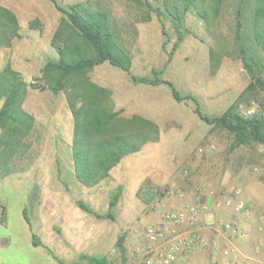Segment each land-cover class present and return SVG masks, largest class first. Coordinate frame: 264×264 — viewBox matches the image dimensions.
Masks as SVG:
<instances>
[{"label":"rangeland","instance_id":"374dc122","mask_svg":"<svg viewBox=\"0 0 264 264\" xmlns=\"http://www.w3.org/2000/svg\"><path fill=\"white\" fill-rule=\"evenodd\" d=\"M0 1L15 2L20 6L36 4V0ZM56 1L60 6L68 7L86 0ZM149 1L153 7L160 8V15L148 6L129 0H93L111 11L119 40L131 54V72L134 75L154 78L158 71V76L171 81L180 93L196 96L203 113L211 116L222 113L250 81L234 43L238 0H224L220 15L210 18L209 24L196 9L189 8L184 15L181 41H178L173 20L165 9V0ZM250 11V7L243 11L247 19ZM60 13L61 19L64 14ZM147 14H150V19L144 20ZM245 30L249 32V28ZM176 41L178 44L175 46ZM212 48L219 57L215 69L210 60ZM118 72L126 74L106 61L93 67L89 75L93 81L110 86L112 81L121 79ZM39 74L40 70L37 73L33 70L23 77L37 85ZM130 80V101L127 98L120 100L123 108L118 110L111 98L113 108L121 116H130L152 100H160V106H148L155 115L161 113L159 139L124 156L106 177L95 184L94 192L87 188V193H83L78 191L83 183L77 179L73 166L57 158L67 149L68 142L73 141L72 124L68 126L63 119L57 128L56 120H50V116L45 121L46 115L41 107L31 136L30 157L18 163V167L24 166L22 178H16L14 172L0 177V194L2 192L8 197V219L23 222L20 211L25 201L24 194L7 193L11 186L68 185L76 203L78 200L90 203L88 205L93 210L106 215L109 200L121 185V195L111 210L113 217L102 218L112 219L113 229H118V237L124 235L125 264H145L144 228L149 224L161 225L166 212L184 208L200 197L208 204V210L195 224H188L185 229H199L206 244L197 245L187 260L174 264H264V144L232 147V137L227 131L211 130L210 125L194 112V103L175 100L167 84L156 86L135 82L131 77ZM259 100H264V92L258 100L252 101ZM31 103L41 106L56 103L57 116L65 118L59 96L51 90L31 97ZM249 105H241V113ZM52 153H57V159H51ZM30 169L34 172H26ZM232 188L240 190L238 201L242 202L244 210H248V213L243 211L239 214L238 219L247 234L223 227L222 222L234 218L232 209L222 203ZM139 190H142L147 203L138 196ZM217 201L221 202L219 206ZM213 228L219 236L209 240L206 232ZM226 244H232L238 250L225 254ZM105 256L115 264H123L122 254L115 244Z\"/></svg>","mask_w":264,"mask_h":264},{"label":"trees","instance_id":"16d2710c","mask_svg":"<svg viewBox=\"0 0 264 264\" xmlns=\"http://www.w3.org/2000/svg\"><path fill=\"white\" fill-rule=\"evenodd\" d=\"M64 15L52 36L51 44L58 50L57 59H48L40 69L38 84L29 83L8 61L0 68V171L10 174L24 169L18 163L28 159L33 144L35 118L23 107L28 87L47 88L53 93L63 91L73 116L72 152L74 171L77 179L86 186H93L106 177L121 159L139 151L143 145L159 139L157 123L140 114L121 116L111 100V90L93 81L89 75L95 65L108 61L126 71L135 82L149 84L165 83L177 101L191 100L194 112L210 125L211 130H225L232 137V147L264 144V100H259L260 108L249 116L240 111L241 105H249L258 100L264 92V0H238L235 11L236 51L250 81L237 98L220 114L207 115L202 112L198 98L190 93L182 94L174 84L158 76H137L131 72L132 57L119 40L118 28L114 27L111 11L101 2L86 0L60 6L52 0ZM161 14L159 7H153L149 0H129ZM224 0H165L167 13L171 16L178 33V41L184 36V15L189 8L196 9L198 15L208 24L220 15ZM248 19L243 11L249 9ZM150 19V14L144 15ZM247 21V24L245 25ZM33 25V24H30ZM249 28V32H246ZM17 17L9 8L0 5V45H9L14 37H19ZM175 42V46L178 44ZM172 55L169 52L168 60ZM218 55L210 49L211 66L218 65ZM122 186L118 185L108 204L106 215L96 212L82 200L79 207L97 217L112 218L111 210L117 204ZM143 202L147 199L139 190ZM29 222V218L25 214ZM33 243L43 245L33 233ZM124 235L115 243L125 264ZM87 264H115L105 255L83 254Z\"/></svg>","mask_w":264,"mask_h":264},{"label":"crops","instance_id":"0c3cea01","mask_svg":"<svg viewBox=\"0 0 264 264\" xmlns=\"http://www.w3.org/2000/svg\"><path fill=\"white\" fill-rule=\"evenodd\" d=\"M0 5L13 11L19 24V37H14L9 45H0V68L9 61L14 69L26 77L33 70L37 73L48 59L59 57L58 50L50 41L61 13L52 0H36L35 6H20L15 2L11 4L3 1H0ZM118 75L121 79L112 81L110 86L94 81L111 90V98L117 104L116 109L119 110L123 108L120 100L127 98L126 100L130 101L131 80L127 72L126 74L118 72ZM49 91L47 88L38 90L29 87L23 102L24 109L38 121V113L42 107L43 113L46 115L45 121L50 116L49 119L56 120L55 126L60 128L62 120L65 119L68 126L71 123L73 127V116L63 91L55 94L59 96L60 108L65 113L63 116L65 118L57 116L56 113L59 110H56L58 107L56 103L43 106L31 103V97L40 92ZM150 104L147 103V107L132 113L153 120L161 129L159 123L161 113L155 115L148 109V106H160L161 102L155 99ZM55 155L57 153H52L51 159L59 158V160L66 161L67 164L73 166L74 171L71 142H68L67 149L62 151L61 156L58 154V157L55 158ZM23 171L22 169L14 171L15 177L22 178ZM32 171L30 169L26 172L31 173ZM11 174L13 173L2 174L0 171V177H7ZM87 188L93 189L94 192L96 186L82 184L78 191L87 193ZM136 192L137 190L135 195ZM7 193L24 194L25 201L22 203L20 211L23 222H11L8 219L6 213L8 197L1 192L0 264H87V260L81 257L83 254L105 255L109 250H113L118 239V229L115 227L113 229V220L93 216L79 207L74 201V197L71 195L72 189L68 185H16L7 189ZM25 214L29 218V222L25 218ZM215 230L213 228L206 232L207 239L212 240L219 236ZM33 233L42 241L43 245L33 243Z\"/></svg>","mask_w":264,"mask_h":264},{"label":"built area","instance_id":"2783aa9c","mask_svg":"<svg viewBox=\"0 0 264 264\" xmlns=\"http://www.w3.org/2000/svg\"><path fill=\"white\" fill-rule=\"evenodd\" d=\"M260 108L257 101H252L251 105L242 111L244 116L253 114ZM240 190L232 188L229 194L223 200V205L233 211L234 218L230 221H224L223 227L233 232H243L247 234L246 229L241 228L239 223V214L244 210L242 202L238 201ZM221 202L217 201L219 206ZM208 204L198 197L195 202L186 205L178 210L168 211L164 214V221L161 225L149 224L143 230L146 241L144 251L145 264H174L188 259L195 247L206 244V239L200 234L199 229H185L186 225L195 224L201 217L206 214ZM262 221V220H261ZM262 243V240H260ZM238 249L232 244H226L225 254L236 252Z\"/></svg>","mask_w":264,"mask_h":264}]
</instances>
